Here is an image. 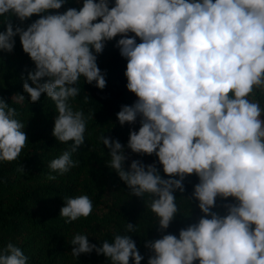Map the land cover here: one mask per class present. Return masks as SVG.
<instances>
[{
	"label": "clouds",
	"instance_id": "clouds-1",
	"mask_svg": "<svg viewBox=\"0 0 264 264\" xmlns=\"http://www.w3.org/2000/svg\"><path fill=\"white\" fill-rule=\"evenodd\" d=\"M68 0H0V50L12 53L18 35L23 52L35 65L23 83L30 102L46 94L55 104L53 136L72 142L48 164L65 175L79 166L73 154L85 143L92 118L71 103L79 94L81 77L106 87L105 72L97 65L107 42L127 60V89L138 98L117 113L121 126L136 123L127 148L155 156L157 162H125V146L101 135L109 149L107 166L129 189V195L149 197L144 204L158 219L161 238L145 243L152 255L147 264H264V0H83L77 10H59ZM111 5V6H110ZM39 16L26 28L23 23ZM134 33V36H129ZM137 38L140 42L137 43ZM31 81V85L28 81ZM23 103L24 95L12 97ZM87 97H85V101ZM16 108L0 98V161L16 160L28 142L25 123ZM17 171L24 172L20 166ZM195 175L189 205L202 215L179 230L163 234L182 211L175 193L185 192L184 181ZM167 178H164V177ZM57 175L49 174L54 181ZM217 198L225 214L213 211ZM93 212L87 194L67 196L60 217L71 224ZM114 234L100 246L88 235L75 233L71 255L103 254L111 264H141L144 260L128 233ZM29 256L14 243L0 248V264H29Z\"/></svg>",
	"mask_w": 264,
	"mask_h": 264
},
{
	"label": "trees",
	"instance_id": "trees-1",
	"mask_svg": "<svg viewBox=\"0 0 264 264\" xmlns=\"http://www.w3.org/2000/svg\"><path fill=\"white\" fill-rule=\"evenodd\" d=\"M82 3L83 0H68L61 9L50 12L63 13L69 7L79 10ZM6 18H11L14 25L21 24L10 14L0 17V32L5 31ZM38 18L33 15L21 26L26 28ZM128 35L134 36V33ZM119 38L107 42L103 52L97 56L98 67L106 73V87L98 89L95 82L88 84L83 77L78 82L80 94L71 103L74 110H83L86 116L91 113L92 118L87 122L84 145L72 157L79 161V166L63 176L52 173L48 167L52 159L72 144L71 141L62 144L52 134L57 114L55 104L46 94H42L38 102L32 103L30 96L24 93L23 83L28 73L34 71L35 65L23 52L18 35L14 38L12 53L0 50V98L16 108L19 113L17 118L25 123L23 131L28 137V142L16 160L0 161V248L9 242L14 243L29 256V264H111L109 258L103 254L97 255L95 251L81 254L78 258L73 257L70 241L75 233H82L88 235L90 243L100 246L103 240L111 242L114 234H125L127 223L138 224L139 231L128 235L144 256L141 264H147L152 252L145 247V243L161 238L158 219L144 204L149 197L145 195L143 201L142 198L129 195L124 182L107 166L106 162L111 159L109 149L99 139L101 135L110 136L125 146V155L128 156L126 169L132 160H142L145 164L156 161L164 176L162 165H159L155 154H135L127 148L130 131L139 130V117L136 123L123 126L117 119L122 105H132L138 99L126 87L127 78L124 73L127 60L115 47ZM28 83L31 85L30 80ZM17 94L24 95L23 103L12 100ZM257 99H261L264 107V98L257 95ZM261 119H264V115ZM20 166L24 172L17 171ZM49 174L57 175V179L47 180ZM198 182V177L193 174L184 181L185 192L175 193L178 206L182 211L191 208V216L178 214L163 234L172 233L178 237L181 228L198 221L202 213L196 202L189 205L184 199L191 196L193 186ZM82 194L92 199V214L66 224L64 218L59 216L64 198ZM228 202H232V198L228 201L217 198V207L213 211L225 214L223 204ZM129 264H133L131 258ZM194 264H198V261Z\"/></svg>",
	"mask_w": 264,
	"mask_h": 264
}]
</instances>
